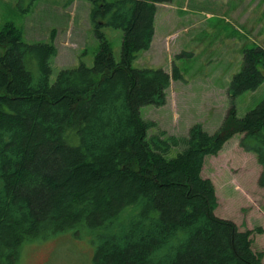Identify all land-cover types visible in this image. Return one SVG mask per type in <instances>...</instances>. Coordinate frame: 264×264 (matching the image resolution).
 <instances>
[{
    "label": "trees",
    "instance_id": "1",
    "mask_svg": "<svg viewBox=\"0 0 264 264\" xmlns=\"http://www.w3.org/2000/svg\"><path fill=\"white\" fill-rule=\"evenodd\" d=\"M101 48L93 66L63 68L51 82L57 48L27 42L13 23L0 30V264L20 248L79 226L108 227L95 264H262L253 231L215 213L205 159L234 135L263 170L264 100L244 117L235 99L264 82V47L244 49L231 81L232 106L215 132L194 123L187 135L150 134L141 107L167 102L178 66L134 67L151 47L157 4L171 0H90ZM123 29L117 61L101 25Z\"/></svg>",
    "mask_w": 264,
    "mask_h": 264
},
{
    "label": "rangeland",
    "instance_id": "2",
    "mask_svg": "<svg viewBox=\"0 0 264 264\" xmlns=\"http://www.w3.org/2000/svg\"><path fill=\"white\" fill-rule=\"evenodd\" d=\"M90 0H0V30L13 23L27 42H47L57 48L51 60V82L63 68L84 62L93 66L101 48ZM117 61L122 57L123 29L101 25ZM264 47V0H171L158 3L151 47L137 53L134 67H162L183 77L173 80L164 105L141 107L144 119L155 122L150 134L185 136L197 122L209 132L218 130L232 106L229 88L243 64L244 49ZM264 100V82L235 99L238 117ZM244 133L234 135L216 155L205 159L203 175L213 180L215 213L253 231L255 250L264 251L263 166L257 155L240 145ZM114 224L79 226L26 241L18 264H95L101 242ZM264 264V258L263 262Z\"/></svg>",
    "mask_w": 264,
    "mask_h": 264
}]
</instances>
